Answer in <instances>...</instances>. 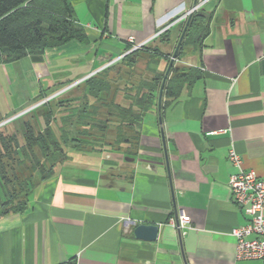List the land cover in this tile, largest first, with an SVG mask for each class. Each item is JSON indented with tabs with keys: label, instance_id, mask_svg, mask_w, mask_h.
I'll return each mask as SVG.
<instances>
[{
	"label": "crops",
	"instance_id": "obj_1",
	"mask_svg": "<svg viewBox=\"0 0 264 264\" xmlns=\"http://www.w3.org/2000/svg\"><path fill=\"white\" fill-rule=\"evenodd\" d=\"M71 4L86 42L0 63L8 81L5 65L15 62L45 81L25 111L38 106L40 95L99 72L128 48L159 44L168 29L175 37L195 6L209 17L208 30L183 61L201 78L162 110V125L158 107L145 115L133 161L70 153L34 189L26 211L0 218V264H262L236 259L231 232L248 217L232 198L229 180L238 169L229 151L241 156L242 170L264 178V0ZM174 39L163 48L172 51ZM181 215L190 223L180 231L172 219ZM141 223L159 226L156 241L136 238Z\"/></svg>",
	"mask_w": 264,
	"mask_h": 264
},
{
	"label": "trees",
	"instance_id": "obj_2",
	"mask_svg": "<svg viewBox=\"0 0 264 264\" xmlns=\"http://www.w3.org/2000/svg\"><path fill=\"white\" fill-rule=\"evenodd\" d=\"M208 23L206 14L193 12L180 24L175 37L166 30L159 44L131 51L50 99L73 81L49 90L34 104L48 100L0 126V218L26 211L34 189L71 159V150L135 157L140 127L148 112L157 111L174 53L162 110L201 78V71L183 60L196 52L191 49L201 44ZM173 39L172 51L164 49ZM71 40L87 41L71 0H0V63L42 55Z\"/></svg>",
	"mask_w": 264,
	"mask_h": 264
},
{
	"label": "built area",
	"instance_id": "obj_3",
	"mask_svg": "<svg viewBox=\"0 0 264 264\" xmlns=\"http://www.w3.org/2000/svg\"><path fill=\"white\" fill-rule=\"evenodd\" d=\"M197 9L198 6H195L187 16ZM142 46H134L122 57ZM229 160L238 169L229 180L232 198L248 217L245 225L231 232L237 240L236 259L240 261L258 260L264 264V178L258 176L254 170H242V158L234 148L229 151ZM189 223V219L184 215L172 219V224L180 231Z\"/></svg>",
	"mask_w": 264,
	"mask_h": 264
},
{
	"label": "rangeland",
	"instance_id": "obj_4",
	"mask_svg": "<svg viewBox=\"0 0 264 264\" xmlns=\"http://www.w3.org/2000/svg\"><path fill=\"white\" fill-rule=\"evenodd\" d=\"M0 67V119H5L18 111L31 108V104L40 91V85L45 86V81L42 80L40 84L34 74L27 70L21 62L5 65L9 81L2 65ZM70 153H75V151L71 150Z\"/></svg>",
	"mask_w": 264,
	"mask_h": 264
},
{
	"label": "water",
	"instance_id": "obj_5",
	"mask_svg": "<svg viewBox=\"0 0 264 264\" xmlns=\"http://www.w3.org/2000/svg\"><path fill=\"white\" fill-rule=\"evenodd\" d=\"M183 37H184V34L182 35V37H181V39H180V41H179L178 46L180 45V43H181ZM120 58H122V56H121ZM120 58H119V59H120ZM119 59H117L116 61H118ZM175 59H176V52L174 53V55H173V57H172V60H171V62H170V65H169V67H168V69H167V71H166V73H165V76H164V79H163V82H162V85H161L160 93H159V100H158V114H159V121H160V124H161V125H162V99H163L164 88H165L166 80H167V78H168V76H169V73H170L171 68H172V66H173V64H174ZM116 61H115V62H116ZM97 72H98V71H97ZM95 73H96V72H95ZM95 73H93V74H95ZM93 74L87 76L86 78L92 76ZM86 78H84V79H82V80H80V81H78V82H76V83H73V84H71L70 86H68V87H66V88H64V89H62V90H60V91H58L57 93H55V94H53L52 96H50L48 99L53 98V97H55V96L61 94L62 92L66 91L67 89L71 88L72 86H74V85H76V84L82 82V81L85 80ZM48 99H47V100H48ZM42 102H44V101H42ZM42 102H41V103H42ZM41 103H39V104H41ZM39 104H38V105H39ZM25 112H27V111H25ZM25 112H23V113H25ZM23 113H21V114H19V115H17V116H14V117H12V118L6 120V121H3L2 123H0V126L4 125L5 123H7V122H9V121H11V120H13V119L16 118V117L22 115ZM161 132H162V137H163V129H162V126H161ZM126 160H128V161H129V160H130V161H133L134 158L126 157ZM134 234H135V236H136L137 239H140V240H143V241L153 242V241H156V240L158 239V235H159V226H158V225H155V224L141 223V224H138V225L135 227V229H134ZM65 264H69V263H65Z\"/></svg>",
	"mask_w": 264,
	"mask_h": 264
}]
</instances>
